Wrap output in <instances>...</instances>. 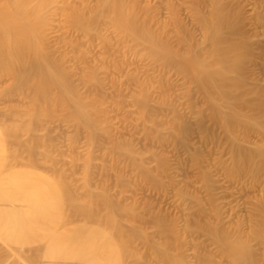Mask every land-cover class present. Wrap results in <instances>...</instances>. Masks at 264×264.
I'll use <instances>...</instances> for the list:
<instances>
[{
	"label": "bare ground",
	"instance_id": "bare-ground-1",
	"mask_svg": "<svg viewBox=\"0 0 264 264\" xmlns=\"http://www.w3.org/2000/svg\"><path fill=\"white\" fill-rule=\"evenodd\" d=\"M57 1L0 0V77L7 75L10 79V85L0 87V98L31 96L25 109L21 108L23 104H8V120L0 117V264H187L184 256L172 248L196 228L209 232L235 264H261L263 260H259L252 240L264 249V208L260 216L253 217L248 232L240 221L231 227L215 219L197 218L189 220L181 231L176 216L155 213L158 237L142 248L135 242L136 229L124 228L121 220L130 213L139 216L140 210L115 203L104 186L97 191L91 189L88 171L81 189L73 174L57 162L49 138L37 134L46 127L47 117L64 111L77 131L88 132L92 143L97 140V130L109 131L112 121L111 105L99 90L102 81L98 66H91L85 74L83 90L72 80L74 72L65 64L66 53L55 58L46 46L50 23L47 8ZM191 1L194 19L203 30L200 39L175 4L171 16L161 19L150 11L139 15L145 9L141 0H81V4L63 0V15L70 26L86 32L97 27L112 28L124 45V60L128 57V62L136 56L137 46L147 49V57L162 74L159 84L148 75L139 78L131 74L141 85L138 113L146 125L156 120L155 111L149 108L155 99V87L163 91L155 101L169 106L175 102L167 92L170 80L166 70L174 68L197 84L210 105L209 116L231 138L226 146L231 159L223 168L225 174L239 182L256 180L264 169V152L259 153L263 157L249 152L236 139H247L258 128L264 130V125L246 110L257 107L259 101L248 98L252 90L245 85L246 44L236 35L243 25V11L230 8L226 0ZM257 17L264 23V12ZM106 38V42L111 41ZM120 102L112 103L121 107ZM199 113L202 121L203 113ZM171 123L170 137L188 144L190 126L175 119ZM146 130L154 140L149 127ZM204 132V137L218 141L214 132ZM133 144L120 141L132 162L141 165L144 178L159 182L165 162L160 161L154 168L145 166L142 150ZM42 147L52 161L50 171H40L36 166L34 156ZM22 152L29 154L28 160H23ZM203 156L198 150L192 153L195 161ZM13 162L19 167L11 165ZM191 195L198 211H206L202 198L196 192ZM203 260L215 264L211 255H204Z\"/></svg>",
	"mask_w": 264,
	"mask_h": 264
},
{
	"label": "rangeland",
	"instance_id": "rangeland-1",
	"mask_svg": "<svg viewBox=\"0 0 264 264\" xmlns=\"http://www.w3.org/2000/svg\"><path fill=\"white\" fill-rule=\"evenodd\" d=\"M74 1L76 4L82 3L81 0ZM226 1L230 8H241L243 11V25L236 35L246 44L243 48L246 55L245 85L252 90L248 98L259 101L257 107L246 110L264 125V23L257 17L259 12H264V0ZM141 2L145 9L140 10L139 15L150 11L161 19L171 16L172 5L175 4L179 15L194 31L196 38L202 37L203 30L194 19L191 0ZM63 4V0H58L47 8L50 23L47 26L46 46L55 58L66 53L65 64L74 72L72 80L83 90L85 74L91 66H98L102 81L99 90L107 96V103L111 105L112 121L109 131L102 128L97 130V140L92 143L88 140V132L77 131L64 111L58 110L52 117H47L46 127L37 131V134L49 138L57 162L73 174L76 185L81 189L88 171L91 189L97 191L100 186H104L115 203L133 205L140 210L139 216L130 213L121 217L124 228L136 229L138 232L135 242L139 247H148L150 241L158 237L154 214L159 212L176 216L181 231L192 218L200 221L215 219V222L231 227L240 221L246 232L250 231L251 220L260 216L264 208V169L258 173L256 180L248 178L239 182L227 177L223 168L231 159L226 147L231 138L209 116L210 105L204 100L200 87L174 68L166 70V77L170 80L167 92L175 102L169 106L155 101L163 92L160 87H155V99L150 101L149 108L155 111L156 120L146 125L138 113L137 100L142 94L141 85L131 74H138L139 78L148 75L156 85L159 84L162 74L147 57V49L139 45L133 60L129 58L128 62V57L124 60V45L112 28L106 30L97 27L92 32H86L72 27L63 15ZM171 32L174 33L173 27ZM106 37H110L111 41L106 42ZM8 85L9 77L1 76V89ZM7 97L0 98V117H4L3 120H8V104H23L21 108L25 109L31 98H22L18 94ZM115 100L121 101L122 106H113ZM200 111L203 113L202 121L199 118ZM172 119L190 126L188 144L177 143L170 137ZM148 127L154 138L160 139L149 138L146 134ZM204 130L214 132L218 141L204 137ZM247 137L238 136L236 139L249 152L258 155L264 152L263 129H255ZM125 140L142 150L141 160L145 166L154 168L160 161L165 162L164 172L158 175L159 182L144 178L141 165L132 162L121 147L120 141ZM194 150L204 154L201 161L193 159ZM34 157L40 171H50L52 161L46 158L43 147ZM22 158L28 160L29 154L22 152ZM11 165L16 166L14 162ZM4 182L9 186L7 180ZM191 192H196L202 198L206 211H198ZM252 244L255 251H259L257 255L259 260H263L262 264L263 245L256 240H252ZM173 247L172 251L181 253L187 264H205L202 261L204 255H211L215 264H235L233 259L222 253L221 246L212 235L201 228L190 231L186 239Z\"/></svg>",
	"mask_w": 264,
	"mask_h": 264
}]
</instances>
